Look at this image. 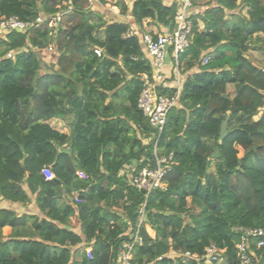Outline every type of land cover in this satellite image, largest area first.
Listing matches in <instances>:
<instances>
[{
  "label": "trees",
  "instance_id": "obj_1",
  "mask_svg": "<svg viewBox=\"0 0 264 264\" xmlns=\"http://www.w3.org/2000/svg\"><path fill=\"white\" fill-rule=\"evenodd\" d=\"M93 6L0 0V19L61 15L55 35L48 17L0 33V196L29 201L26 185L44 213L0 209V264H112L114 246L126 238L125 220L136 227L144 201L134 264H208L200 257L210 243L225 249L211 264H240L238 229H264V71L248 56L254 35L264 36V0H215L191 14L190 43L179 55V98L159 134L137 108L141 76L152 69L125 15L141 31L149 20L160 32L173 27L176 5L132 0L129 8L118 0L113 19ZM52 42L53 70L41 72ZM205 55L210 59L202 64ZM174 77L157 92L174 93ZM57 119L66 131L53 125ZM154 149L172 153L176 163L165 175L166 190L145 198L118 173L125 164L153 160ZM44 166L52 179L42 175ZM73 192L81 203L63 200ZM248 243L253 263L264 264V245ZM170 249L191 257L170 256Z\"/></svg>",
  "mask_w": 264,
  "mask_h": 264
},
{
  "label": "built area",
  "instance_id": "obj_2",
  "mask_svg": "<svg viewBox=\"0 0 264 264\" xmlns=\"http://www.w3.org/2000/svg\"><path fill=\"white\" fill-rule=\"evenodd\" d=\"M90 5L98 3V0H88ZM168 4L174 3L176 5V13L172 28H164L162 31L153 32L149 30L141 31L135 24H131L128 34L139 36L141 42L150 57L151 74H142L143 87L137 99V108L146 117L152 127L157 130L159 134L165 126L166 116L168 111L173 108L178 101L181 90V76L179 74V55H181L188 47L189 37L192 31L191 9L194 0H166ZM60 13L52 16H45L39 14L33 21H23L16 16H10L0 19V33L8 30H26L35 25L41 24L48 17V27L53 29L51 34L55 35L60 24ZM161 27L158 26V29ZM169 47L171 56L173 57L174 68V84L176 85L175 92L171 95L161 94L157 92L158 85L165 83L166 71L165 61L169 54ZM48 51L55 50V43L52 42L47 46ZM94 52L100 55V49H95ZM210 59L209 55L203 56L201 61L205 64ZM264 71V67H261ZM166 85V84H165ZM153 160L151 158L141 159L137 163L125 164L119 171L118 176L122 177L127 186H132L144 192L145 198L148 197L156 189L166 190L167 184L165 182V175L171 170L176 163L173 159V154L159 155L156 149L153 151ZM42 175L45 179H52L54 174L49 166H44L41 169ZM81 178H86L82 171L77 172ZM72 204H79L82 202L80 194L72 196ZM144 203L141 204L137 211L136 227L131 225L130 221L125 220L128 229L125 233V239L114 246L113 252L115 257L112 264H134L133 250L136 245L142 243V237L139 234V228L144 220ZM147 228V227H146ZM242 234L240 241L236 244V253L240 264H254L251 256V250L248 239H254L256 246L264 245V229L263 228H239ZM89 254V249H85ZM225 249L217 247L210 243L204 248V253L200 257L205 263H219L224 255ZM168 255H180L181 259L185 260L191 257L189 252L177 253L170 249ZM192 257H196L192 255Z\"/></svg>",
  "mask_w": 264,
  "mask_h": 264
},
{
  "label": "crops",
  "instance_id": "obj_3",
  "mask_svg": "<svg viewBox=\"0 0 264 264\" xmlns=\"http://www.w3.org/2000/svg\"><path fill=\"white\" fill-rule=\"evenodd\" d=\"M210 2L213 5L215 4V0H194L193 6H192V9H191V13L195 14V13H198V12H203L206 8L209 7V3ZM128 6H129V8L131 7V2H130V4H128ZM93 8H94V10H97V11L99 10L97 8V3H96V5L93 6ZM117 10H118V8L116 9L115 12L117 14H119V11H117ZM128 14L125 15V17L127 18V21L130 22L131 24H134L132 22V19H131L130 15H128ZM199 24L202 27L203 24L201 22ZM143 27H144V30H149V31H153V32L154 31L157 32V30H159L158 29V25L154 24L152 21H149V20H145L144 21ZM258 38L264 39L262 34H260V33L255 34L254 35V43H253L254 47H256L255 45H257V43H255V41H257ZM260 48L264 49V45L257 46L256 51L253 48L249 49L248 56H249V53H251V52L254 53V54L258 53V52L260 53ZM165 71H166V75L167 76L171 75L172 72L174 74L173 60H172V58L169 55L166 57ZM180 76H181V79L182 78L184 79V75L180 74ZM52 123H53V125L55 124L54 126L58 127L59 130L66 131L65 123L62 120L57 119L56 121H52ZM23 188L25 189V191L29 195V201H26V202H14V201H11L9 199H6V198L0 196V209L11 210L17 216L32 215V216H37L38 218H43L44 217V213L41 211V209L39 208V206L37 204L36 194L35 193H30V191H29V189L27 188L26 185H23ZM77 194H80V193L79 192H73L72 196L73 195H77ZM72 196H63V200L64 201H68L69 203H72V201H71ZM63 200L62 199L59 200L58 203H62ZM123 218H124V216H123ZM146 227H147L146 229H147L148 233L152 237H154V231L149 226H146ZM75 231L80 234V229L79 228L75 229ZM3 232H5V234L7 233L6 231H3Z\"/></svg>",
  "mask_w": 264,
  "mask_h": 264
},
{
  "label": "rangeland",
  "instance_id": "obj_4",
  "mask_svg": "<svg viewBox=\"0 0 264 264\" xmlns=\"http://www.w3.org/2000/svg\"><path fill=\"white\" fill-rule=\"evenodd\" d=\"M117 1L118 0H105V2H98L97 8L105 12L107 19H113L115 15H117V13L115 12L116 9L118 8L116 6ZM124 1L127 3V5L130 4V2H132L131 0H124ZM111 12L113 13V15L111 14ZM243 13H245V9L243 10ZM255 43H257V45H255L256 47H254V45L251 44L252 45L251 48L255 49L256 51L257 46L264 45V39L258 38V40L255 41ZM43 53H45V51ZM50 53L52 54H48V53L42 54V57H44V59L41 61V72H51L53 70L52 68L53 55L57 54V52L55 50H52V52L50 51ZM249 58L257 62L260 65V67H264V49L263 48H260V53L259 52L255 54L252 52L249 53ZM115 210L118 212L122 211L121 207H117Z\"/></svg>",
  "mask_w": 264,
  "mask_h": 264
}]
</instances>
